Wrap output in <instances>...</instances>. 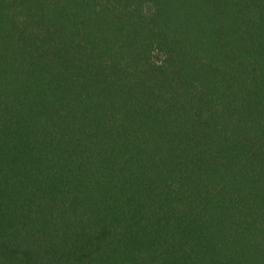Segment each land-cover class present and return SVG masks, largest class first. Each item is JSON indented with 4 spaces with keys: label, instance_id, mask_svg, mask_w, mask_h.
Masks as SVG:
<instances>
[{
    "label": "trees",
    "instance_id": "16d2710c",
    "mask_svg": "<svg viewBox=\"0 0 264 264\" xmlns=\"http://www.w3.org/2000/svg\"><path fill=\"white\" fill-rule=\"evenodd\" d=\"M0 264H264V0H0Z\"/></svg>",
    "mask_w": 264,
    "mask_h": 264
}]
</instances>
